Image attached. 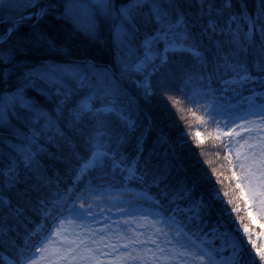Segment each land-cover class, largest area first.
Returning a JSON list of instances; mask_svg holds the SVG:
<instances>
[{
    "label": "snow or ice",
    "instance_id": "snow-or-ice-1",
    "mask_svg": "<svg viewBox=\"0 0 264 264\" xmlns=\"http://www.w3.org/2000/svg\"><path fill=\"white\" fill-rule=\"evenodd\" d=\"M154 96L197 125V163L216 149L222 191L173 179L167 137L146 146ZM241 210L258 232L233 223ZM0 250V264H264V0H0Z\"/></svg>",
    "mask_w": 264,
    "mask_h": 264
},
{
    "label": "trees",
    "instance_id": "trees-1",
    "mask_svg": "<svg viewBox=\"0 0 264 264\" xmlns=\"http://www.w3.org/2000/svg\"><path fill=\"white\" fill-rule=\"evenodd\" d=\"M141 103L144 106L145 111L149 115H151L153 119V131L150 133V135L147 138L146 146H151L152 140L156 137L158 133L167 137L169 142L175 145L178 158L173 161L175 166L172 169V178L176 179L181 176H186L189 183H191L192 180L195 179L197 181V190L194 193L195 195H199L200 190L202 188L203 189L208 188L209 180L211 181V184L215 185L217 190L222 191L224 188L223 183L217 184L216 177L212 176V173H211V169L214 167H217L222 162L215 155L216 149L212 148L211 145L207 141H205L202 146V150L205 153V155L199 156L198 159L200 161L207 160L208 163H203L204 167H198L196 166L194 161H191L188 158V154H190L194 158H197V155H193V153L189 151V146L196 149L197 154L199 153V151H201V148H197L196 145H193L191 143V137L188 135H187L188 144H183L181 142L182 140H179L177 138L178 136L177 132H174L172 134V130L167 127L169 126L170 121L172 122V125L176 127V129L179 128L177 124H180V126L182 127L181 125L182 123H178V119L181 118L184 112L177 111V109L172 108L171 105H169L168 110H165L163 105H161L158 102L155 96L152 98L150 102L141 101ZM184 114L187 117L186 113ZM173 117H175V120L173 119ZM167 121H169V123H167ZM158 122H160L161 126H164L166 128L165 129L163 127L161 128L157 124ZM194 127H197V125L194 122L191 125L189 124L187 125L186 130L188 131L189 134H190V129ZM218 171L223 173L224 170L222 168H218ZM205 173L207 174L206 176H205ZM225 206L230 208V206H227V205ZM206 219H208L209 226H211L212 221L217 219V217L215 215H209L208 217H206ZM2 252L3 251L0 250V253Z\"/></svg>",
    "mask_w": 264,
    "mask_h": 264
},
{
    "label": "rangeland",
    "instance_id": "rangeland-1",
    "mask_svg": "<svg viewBox=\"0 0 264 264\" xmlns=\"http://www.w3.org/2000/svg\"><path fill=\"white\" fill-rule=\"evenodd\" d=\"M182 116L184 117V119H178V123H182L181 125H182V127L180 126V124H177L178 125V129H176V127L174 126V125H172V122L170 121V124H169V126H167L168 128H170L171 130H172V134L174 133V132H177V134H178V136H177V138L179 139V140H182L183 139V137L181 136V132H183V133H185V135L187 136H190L191 137V135L188 133V131L186 130V127H187V125H188V123L186 122L187 121V117L185 116V114L183 113L182 114ZM181 116V117H182ZM173 119L175 120V117H173ZM167 123H169V121H167ZM161 128L163 127L164 129L166 128V127H164V126H161L160 125V122H158L157 123ZM188 158L191 160V161H194V163L196 164V166H198V167H204V161H200L199 160V163H197V158H194L193 156H191L190 154H188ZM221 199L223 200V199H225L223 196H221ZM229 214L232 216V221H233V223H236V226L237 227H239V223H249V226H250V228H255V230L258 232L259 231V224H260V221L258 220V219H253V220H251V221H248L247 220V218H246V214L245 213H243V211L241 210V211H239L238 213H236V214H231L230 212H229ZM106 215H107V213H106ZM235 215H240L241 217H242V219H241V221H239V222H236L235 221ZM112 220L113 221H115V214L113 213L112 214ZM100 223H106V221H103V220H101V221H99ZM257 242L259 243V239L257 238ZM3 256V255H2ZM2 256H0V257H2Z\"/></svg>",
    "mask_w": 264,
    "mask_h": 264
}]
</instances>
